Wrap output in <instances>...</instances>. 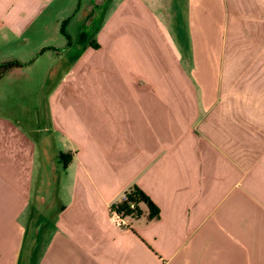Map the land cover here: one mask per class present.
I'll use <instances>...</instances> for the list:
<instances>
[{"label":"crops","instance_id":"crops-1","mask_svg":"<svg viewBox=\"0 0 264 264\" xmlns=\"http://www.w3.org/2000/svg\"><path fill=\"white\" fill-rule=\"evenodd\" d=\"M72 2L0 0V47L59 29ZM180 4L186 51L166 68L153 41L126 53L121 38L114 57L105 24L73 52L58 30L57 85L23 130L0 119V264H264V0ZM132 185L157 216L138 204L113 227Z\"/></svg>","mask_w":264,"mask_h":264},{"label":"rangeland","instance_id":"rangeland-1","mask_svg":"<svg viewBox=\"0 0 264 264\" xmlns=\"http://www.w3.org/2000/svg\"><path fill=\"white\" fill-rule=\"evenodd\" d=\"M65 1L62 0L63 3ZM72 1L69 11L72 17L68 18V23L62 22L59 29L49 28L44 32L37 27L21 34L11 44L0 47V62L14 59L20 63L19 68L10 69L0 76V119H5L15 128L23 130V119L33 114L32 110L41 105V99H47V91L51 86L57 85L64 73L61 69L69 65L63 53L52 49L66 48V41L59 37L58 30L62 34L66 32L69 36L74 35L76 41L70 44L73 52L75 47H80L82 41L98 34L99 28L105 24L107 35L115 41L111 45L114 57L119 54L117 47L120 46L118 42L122 38L126 42V53L143 50L147 54L155 47L163 68L168 66V55L172 48L181 55L186 51L185 13L182 10L183 4H180L183 0H179V3L175 0V5L162 6L159 11L155 9L145 12L130 5L129 0H125L124 5H120V0H107L105 5L97 4L93 0ZM145 4L151 6L148 0H145ZM54 5L53 10L58 4ZM158 32L169 42L162 44L158 41ZM139 60L131 59L130 67H137V61L139 66ZM150 63L152 61L149 62V67H152ZM177 63L184 67L183 61ZM155 66H158L157 60Z\"/></svg>","mask_w":264,"mask_h":264},{"label":"trees","instance_id":"trees-1","mask_svg":"<svg viewBox=\"0 0 264 264\" xmlns=\"http://www.w3.org/2000/svg\"><path fill=\"white\" fill-rule=\"evenodd\" d=\"M20 63L14 59L0 62V76L6 71L19 68ZM132 204L131 207L128 204ZM138 204H142L146 209V217L151 219L157 216V209L149 198L136 186L132 185L123 191L120 199L109 206L121 212L123 215L136 217L140 213Z\"/></svg>","mask_w":264,"mask_h":264},{"label":"built area","instance_id":"built-area-1","mask_svg":"<svg viewBox=\"0 0 264 264\" xmlns=\"http://www.w3.org/2000/svg\"><path fill=\"white\" fill-rule=\"evenodd\" d=\"M128 206L131 207L132 204L129 203ZM126 217H130V216L123 215L121 212L115 210L113 207L109 206L107 209V219L113 227L116 228L127 227V221L125 219Z\"/></svg>","mask_w":264,"mask_h":264}]
</instances>
